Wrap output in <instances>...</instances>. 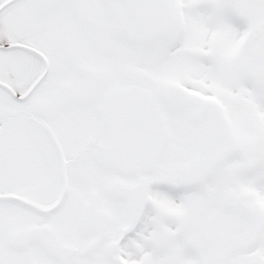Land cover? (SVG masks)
I'll return each instance as SVG.
<instances>
[{
    "label": "snow or ice",
    "instance_id": "obj_1",
    "mask_svg": "<svg viewBox=\"0 0 264 264\" xmlns=\"http://www.w3.org/2000/svg\"><path fill=\"white\" fill-rule=\"evenodd\" d=\"M0 264H264V0H0Z\"/></svg>",
    "mask_w": 264,
    "mask_h": 264
}]
</instances>
